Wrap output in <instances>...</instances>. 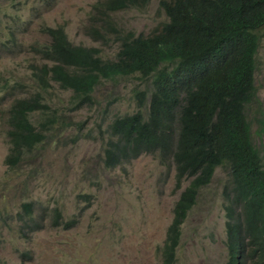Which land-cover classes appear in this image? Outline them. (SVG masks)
Here are the masks:
<instances>
[{
    "label": "trees",
    "instance_id": "16d2710c",
    "mask_svg": "<svg viewBox=\"0 0 264 264\" xmlns=\"http://www.w3.org/2000/svg\"><path fill=\"white\" fill-rule=\"evenodd\" d=\"M148 1L96 0L92 5L87 31L94 41L116 46L112 57H104L96 47L69 44L61 26L43 28L49 41L32 45V50L52 65L32 66L38 91L15 98L10 105L5 161L11 167L22 166L25 155L32 158V150L45 141V133L59 131L63 124L71 126L64 112L46 107L40 99L50 81L71 90L72 102L85 106L93 103L92 92L101 80L136 75L146 81L142 89L134 90L137 109L114 114L105 123L103 112L97 137L104 142L106 169L156 154L174 172L177 189L189 180L179 193L159 249L162 264H174L178 227L218 167L228 174L224 218L229 247L237 250L238 241L248 240L258 255L255 264H264V144L262 154L253 144L247 117V104L256 94L255 56L264 36V0H161L167 20L148 35L126 30L112 16ZM41 2L47 11L53 0ZM20 45L15 39L0 41V48L8 51ZM39 106H44L43 117L34 121L30 113ZM257 110L256 134L261 135L264 101ZM19 188L14 198L6 190V205L0 208L2 241L6 236L28 240L45 218L54 227L75 223V219L62 223L58 207L33 197L27 183ZM83 198L89 201L88 196ZM16 253L29 258L28 251L16 249Z\"/></svg>",
    "mask_w": 264,
    "mask_h": 264
},
{
    "label": "rangeland",
    "instance_id": "374dc122",
    "mask_svg": "<svg viewBox=\"0 0 264 264\" xmlns=\"http://www.w3.org/2000/svg\"><path fill=\"white\" fill-rule=\"evenodd\" d=\"M95 1L53 0L45 11L41 0H0V41L21 43L12 51L0 49V208L6 205V190L14 198L21 192L18 187L27 183L33 197L49 204L57 201L62 223L75 219L67 228L61 227L63 224L49 226L51 223L43 219L42 228L29 243L17 236H6L4 242L0 239V264H159L158 252L164 246L179 193L189 183L186 180L177 189L174 172L156 154H143L107 169L102 166L104 142L97 137V123L103 112L105 123L114 114L137 109L134 90L142 89L146 81L136 75L101 80L92 92L93 103L85 106L72 102L71 90L50 81L40 99L46 107L64 112L71 126L63 124L59 131L45 133V141L32 150V158L25 155L22 166L7 165L10 105L15 98L38 91L32 66L52 65L32 50V45L49 40L43 28L61 26L69 44L96 47L104 57L114 54L115 47L94 41L87 31ZM112 16L126 30L144 35L167 20L160 0ZM256 66V94L247 104V117L253 144L263 154L264 134L257 135L256 130L257 108L264 101V36L256 52ZM43 107L30 113L34 121L43 117ZM28 171L33 172L29 177ZM227 176L218 167L211 181L198 190L196 204L182 224L174 264L228 263L231 252L224 218ZM21 246L30 251V259L18 256L15 247Z\"/></svg>",
    "mask_w": 264,
    "mask_h": 264
},
{
    "label": "clouds",
    "instance_id": "9594fccd",
    "mask_svg": "<svg viewBox=\"0 0 264 264\" xmlns=\"http://www.w3.org/2000/svg\"><path fill=\"white\" fill-rule=\"evenodd\" d=\"M150 1V0H149ZM148 1V2H149ZM147 2V3H148ZM146 3V4H147ZM145 4V5H146ZM144 5V6H145ZM144 6H134V7H144ZM160 6L162 7V5H161V0H160ZM130 7H132V6H130ZM163 8V7H162ZM164 10V9H163ZM165 12V11H164ZM44 28H49V27H44ZM50 28H57V27H50ZM46 32V31H45ZM47 33V32H46ZM48 34V33H47ZM144 35V34H143ZM146 35H148V34H146ZM48 37H49V35H48ZM262 39V38H261ZM47 41H49V40H47ZM99 42V41H98ZM8 43V42H7ZM99 43H101V44H103V45H107V44H104V42L103 41H101V42H99ZM109 44H110V46H113V47H116L114 44H112L111 42H109ZM1 49V48H0ZM258 49V48H257ZM4 50H6V51H8L7 49H5L4 48ZM115 52V50L113 51V53ZM255 58H256V56H255ZM256 85V84H255ZM89 200V199H88ZM56 205L57 207H58V205H57V201H54V202H52V204H50V206H52V205ZM58 209H59V207H58ZM59 211H60V209H59ZM60 213H61V211H60ZM187 217V216H186ZM186 217L183 219V221L180 223V225H179V227H178V244H177V246L175 247V250L177 249V247H178V245H179V242H180V239H181V236H182V224L184 223V221H185V219H186ZM71 220H68V221H66V222H70ZM171 223V222H170ZM49 226H51V224L49 225ZM59 226H61V225H59ZM73 226V224L71 225V227ZM61 227H63V226H61ZM39 230H35L34 231V234L36 233V232H38ZM33 234V235H34ZM32 235V236H33ZM225 235H226V241L228 242V238H227V234H226V230H225ZM31 236V237H32ZM30 237V238H31ZM30 238L28 239V240H26V243H29L31 240H30ZM23 240H25V239H23ZM164 242V241H163ZM25 243V244H26ZM229 243V242H228ZM249 242H248V240H241V241H238V244H237V250H233V249H231L230 248V252H231V256H230V259H229V261H228V263L230 262V260H231V258H232V255H234V260L232 261V262H230V264H240L241 263V261H243V260H245L246 262H248L249 264H255L257 261H258V255H257V252H255L254 251V248L253 247H251V246H249V244H248ZM16 249H19V250H22V251H28L29 252V258H27V259H30L31 257H30V251L25 247V246H21V247H15V250ZM158 254H159V256L161 257V259H160V263L159 264H162V262H163V259H162V256H161V254L158 252ZM227 264V263H226Z\"/></svg>",
    "mask_w": 264,
    "mask_h": 264
}]
</instances>
